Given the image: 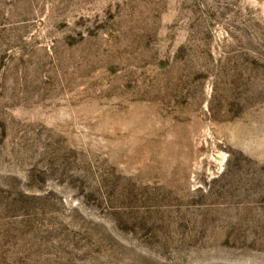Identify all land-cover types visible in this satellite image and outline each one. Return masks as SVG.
I'll return each instance as SVG.
<instances>
[{"label": "rangeland", "instance_id": "1", "mask_svg": "<svg viewBox=\"0 0 264 264\" xmlns=\"http://www.w3.org/2000/svg\"><path fill=\"white\" fill-rule=\"evenodd\" d=\"M260 0H0V264H264Z\"/></svg>", "mask_w": 264, "mask_h": 264}, {"label": "water", "instance_id": "2", "mask_svg": "<svg viewBox=\"0 0 264 264\" xmlns=\"http://www.w3.org/2000/svg\"><path fill=\"white\" fill-rule=\"evenodd\" d=\"M259 5H260L261 11L264 15V0H260Z\"/></svg>", "mask_w": 264, "mask_h": 264}]
</instances>
